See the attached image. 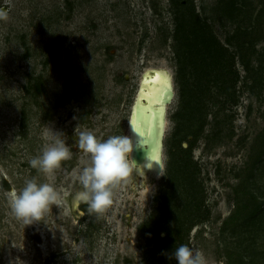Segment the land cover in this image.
Segmentation results:
<instances>
[{
	"label": "rangeland",
	"instance_id": "rangeland-1",
	"mask_svg": "<svg viewBox=\"0 0 264 264\" xmlns=\"http://www.w3.org/2000/svg\"><path fill=\"white\" fill-rule=\"evenodd\" d=\"M243 1L239 18H231L222 8L226 0H0V264H151L164 255L161 239L175 219L199 202L201 214L182 245L202 252L209 264L235 258L264 264L260 220L230 221L244 199L264 202V18L262 37L245 48L249 70L238 53L244 38L237 36L241 27L258 28L264 0ZM191 11L236 53L224 69L227 85L215 72L200 77L188 41L175 37L180 21L188 32L194 28ZM154 69L169 73L175 91L161 170L141 178L133 172L97 216L74 199L76 178L89 165L75 133L91 132L100 141L128 136L142 78ZM203 124L191 184L180 172L181 147L189 148L184 139L193 140ZM58 134L72 146L70 157L45 176L29 161ZM32 178L74 204L62 200L25 225L7 194ZM256 205L251 202V212Z\"/></svg>",
	"mask_w": 264,
	"mask_h": 264
},
{
	"label": "clouds",
	"instance_id": "clouds-1",
	"mask_svg": "<svg viewBox=\"0 0 264 264\" xmlns=\"http://www.w3.org/2000/svg\"><path fill=\"white\" fill-rule=\"evenodd\" d=\"M75 134V147L88 155L89 165L76 178L79 188L74 193V199L86 204L89 212L100 216L111 206L114 189L128 180L136 169L132 158L136 146L127 135H113L100 141L91 132ZM71 147L58 134L38 156L29 161V165L47 176L69 159ZM7 196L12 213L25 225L39 220L51 205L59 204L63 199V194L51 184L39 183L36 178L27 180L20 190H13ZM169 258L175 259L177 264H209L206 255L188 245L175 247Z\"/></svg>",
	"mask_w": 264,
	"mask_h": 264
},
{
	"label": "trees",
	"instance_id": "trees-1",
	"mask_svg": "<svg viewBox=\"0 0 264 264\" xmlns=\"http://www.w3.org/2000/svg\"><path fill=\"white\" fill-rule=\"evenodd\" d=\"M239 1L240 0H226L224 6H222V8L224 9L223 11L227 13V15L231 18L235 16L239 18V15H241L240 13L243 11L242 10L243 6L239 5ZM242 4L246 5L247 3L244 0ZM190 14L191 17H195V19L193 20L190 19L191 24L193 25L194 28H191L190 32H188L187 28L189 29V27H187L188 25L187 22L180 21L176 27L175 37L179 39L182 34L185 41H188L187 46L190 47L189 51L191 54L189 62L192 66H194L193 68L197 70L200 77H203L204 79H209L210 74L212 72H215L216 80L222 83H226L227 85L228 81L225 79L226 73H224V69L229 67L231 63H235L236 53L231 52L228 46L222 44V42L211 31L210 25L205 21L203 22L202 18H200L199 15H196L193 11H191ZM263 18H264V8H262L257 15V20H258L257 24L259 29L256 26H254L253 30H251L250 27H244V28L241 27L237 32V36L244 38L243 42L240 43L238 53L241 58V61L246 64L245 66L247 67L248 70L250 69L249 63L247 59H245L244 55H246L245 52H249V50L248 48L247 49L245 48L249 45L253 46L254 43L257 42L262 37L260 26H261V20ZM186 31L188 33H186ZM200 37H201V41L199 40ZM229 43L232 44L231 41H229ZM203 64L207 65L208 67L205 68ZM202 84L200 81L197 83L198 87L200 88H202L203 86ZM203 129H204V124L200 127V129L196 130L195 133L192 134L194 138L193 140H189L187 138L184 139L190 145L188 149H185L183 146L181 147V153L183 155V159L180 162L181 163L180 172L182 174V177L184 176L186 180L188 181L190 180L191 184H193L194 182L193 180L194 172L192 171V166L194 163L192 161V156H191L192 150L194 146L197 144L199 133ZM260 154L261 153H259V155L257 156L258 160L261 157ZM171 155H175L173 150H171ZM253 166H255V163H253ZM174 181L175 179L172 178L171 180L172 185L175 184ZM173 187H175V189H172V192L174 193L178 185L175 184ZM159 198L160 197H157L158 201ZM171 199H174V197ZM250 199H244L243 205L239 204L236 212L230 218V221L232 223H235V221L237 222L240 220V218H243L245 219L244 222L250 225L260 220L258 224L260 225L258 227V232L259 233L262 231L264 232V225L262 223L263 221L262 218L264 216V202L258 203L256 197H252L253 200ZM252 201H254L255 205L256 204L257 205L255 206L254 210L251 212L249 207ZM201 207H202L201 203L199 202L197 203V205L193 206L190 215L187 216L183 215V217L179 216L177 219H175L176 221L174 222V227L170 230H167L168 233L167 238L161 239L162 244L165 245L164 253H167V255H163L160 258L157 257L153 259L151 264H172L170 263V258H169L171 256L172 251L174 250L175 247L182 245L185 242V240L190 236L191 230L194 228L196 224L194 219L198 218L199 217L198 215L201 214V209H202ZM184 212L186 213V211ZM50 258L51 257H49V259ZM230 264H246V263L242 258H235L234 260H232Z\"/></svg>",
	"mask_w": 264,
	"mask_h": 264
},
{
	"label": "bare ground",
	"instance_id": "bare-ground-1",
	"mask_svg": "<svg viewBox=\"0 0 264 264\" xmlns=\"http://www.w3.org/2000/svg\"><path fill=\"white\" fill-rule=\"evenodd\" d=\"M170 91L173 92V97L170 98L169 102H165V99L169 97ZM174 96L175 91L173 89L171 77L167 71L163 69H154L153 71L148 70L144 74L139 89V95L131 113L128 136H130L134 144H136L141 138V135L137 136V126L141 124H143L141 127L142 130L154 131L158 127L159 135L157 147L143 163L137 165L136 169L133 170L134 176L137 178H141L142 176L152 177L161 170L163 138L167 124V110ZM137 109L141 112V119L136 123ZM62 200L65 204H74L73 197L69 195L64 194Z\"/></svg>",
	"mask_w": 264,
	"mask_h": 264
},
{
	"label": "water",
	"instance_id": "water-1",
	"mask_svg": "<svg viewBox=\"0 0 264 264\" xmlns=\"http://www.w3.org/2000/svg\"><path fill=\"white\" fill-rule=\"evenodd\" d=\"M173 97V92H169V97L165 99V102H169L170 98ZM141 119V112L137 109L136 111V123ZM138 125V124H137ZM142 125L137 126V136L141 135V138L138 140L135 144L136 147H134L132 158L135 161L136 165H140L143 163L148 156L151 155L153 150L158 145V127L154 131H148L143 129Z\"/></svg>",
	"mask_w": 264,
	"mask_h": 264
}]
</instances>
